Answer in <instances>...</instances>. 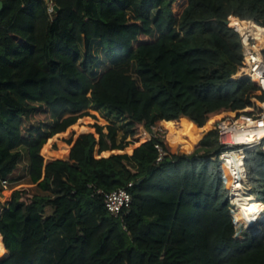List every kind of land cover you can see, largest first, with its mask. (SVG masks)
<instances>
[{"label":"trees","instance_id":"16d2710c","mask_svg":"<svg viewBox=\"0 0 264 264\" xmlns=\"http://www.w3.org/2000/svg\"><path fill=\"white\" fill-rule=\"evenodd\" d=\"M0 3V180L26 150L39 191H16L1 207L0 264H264V234L237 239L212 159L220 121L262 114L264 93L237 77L240 37L227 22L264 36V0ZM110 116L123 123L120 142ZM153 126L168 131L160 164ZM49 147L56 153L44 155ZM230 164L237 209L260 216L264 153H247L246 170L241 157ZM130 183L123 221L89 188Z\"/></svg>","mask_w":264,"mask_h":264},{"label":"built area","instance_id":"2783aa9c","mask_svg":"<svg viewBox=\"0 0 264 264\" xmlns=\"http://www.w3.org/2000/svg\"><path fill=\"white\" fill-rule=\"evenodd\" d=\"M48 11L50 15L56 11V6L52 1L49 2ZM231 28L239 34L242 50V64L239 67L237 77L251 80L264 93V49L259 44L260 39L264 36H257L250 29H243L241 26ZM261 109L262 114L260 117L254 118L242 115L238 119H224L217 125V137L221 154L214 158L212 157V159H219L222 164L224 183L230 191L231 198L234 194L235 183L234 175L230 171V159L236 155L241 157L243 166L245 167L247 153H264V101L261 104ZM152 132V137L156 141L155 149L158 153L156 163L160 164L169 157V153L163 147L168 131L162 126H153ZM229 177L231 178V182L226 181ZM0 181L1 186L4 189H8L10 178ZM241 183L244 186L242 193L244 195H248L249 192L251 193L252 187L249 184L247 172L246 179L241 181ZM131 187H133V183H130L128 188L106 191L94 185H89L92 192L91 196L100 199L107 212L121 221L124 220L132 207L133 200L128 190ZM246 231L247 234L252 236L248 230Z\"/></svg>","mask_w":264,"mask_h":264},{"label":"rangeland","instance_id":"374dc122","mask_svg":"<svg viewBox=\"0 0 264 264\" xmlns=\"http://www.w3.org/2000/svg\"><path fill=\"white\" fill-rule=\"evenodd\" d=\"M157 15H158V11L153 12L152 19H155ZM232 20H231V22H232ZM229 27H230V25H229ZM155 38L156 37L141 36L139 38V41L147 42V41H152ZM260 40H262V39H260ZM259 44H260V41H259ZM134 45L136 46L137 43H135ZM103 115L107 117V115L105 113H103ZM109 118L119 128L118 138L117 139H118V142H120L121 139H122V136L124 134V131H125V129L123 127V123H121L119 121H115L112 118V116H110ZM131 140H132L131 138L128 139V141H131ZM22 151H23L22 161H21L18 169L10 177V185H9L8 189H4L1 186V181H0V205H1L0 206V213L2 212V208L1 207L4 205L5 201L10 199V197L16 191H27L29 194L39 193V191L36 189V187L33 184H31V181H30V178H29V175H28V171H29V157H28V154H27L26 150H22ZM54 153H56L55 149L50 148V147L47 148V149H44V151H43L44 155H50V154H54ZM57 155H62V154L60 152H57ZM233 175H234V183H235L234 186H235L238 183V176L235 173ZM227 182H231V178L230 177H229ZM240 188L243 189L242 183H240ZM252 189H253V187H252ZM58 191H59V187L54 182L53 188H52V190H50L48 192V194L52 198H54V196L58 193ZM249 194H251V193L249 192ZM230 202H231V204L233 206V208H232V216H233L234 223H235L237 239H239L241 241H244L245 239H247V237H250L251 235L247 234L246 230H248L251 234H259V233L264 234V228H263L264 227V213L261 214L258 217L255 216L254 218H246V217H243V216H245L246 212L244 210H238L237 209V206L235 205V202H234L233 198H231V195H230ZM46 212H47L48 215H50L52 213V210H51L50 206H47ZM234 213H237V214L234 215ZM0 258H1V254H0Z\"/></svg>","mask_w":264,"mask_h":264},{"label":"bare ground","instance_id":"6f19581e","mask_svg":"<svg viewBox=\"0 0 264 264\" xmlns=\"http://www.w3.org/2000/svg\"><path fill=\"white\" fill-rule=\"evenodd\" d=\"M230 27H236V26H241L243 29H250L247 25H243V24H241V23H238L237 21H235L234 23H232V22H230ZM251 31H253L252 29H250ZM254 32V31H253ZM254 34H256L255 32H254ZM245 170H246V168H245ZM247 172V171H246Z\"/></svg>","mask_w":264,"mask_h":264},{"label":"water","instance_id":"95a60500","mask_svg":"<svg viewBox=\"0 0 264 264\" xmlns=\"http://www.w3.org/2000/svg\"><path fill=\"white\" fill-rule=\"evenodd\" d=\"M2 8H3V4L2 3H0V11L2 10ZM58 8L56 7V10H57ZM230 23L229 22H227V25H229ZM255 235H260V233L259 234H252V236H255Z\"/></svg>","mask_w":264,"mask_h":264}]
</instances>
